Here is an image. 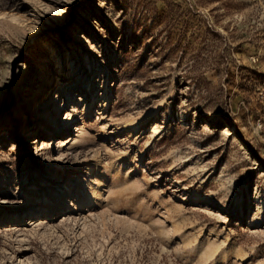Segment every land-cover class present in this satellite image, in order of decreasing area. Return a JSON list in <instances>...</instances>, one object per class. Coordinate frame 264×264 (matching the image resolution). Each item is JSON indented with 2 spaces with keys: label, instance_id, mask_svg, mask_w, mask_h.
<instances>
[{
  "label": "rangeland",
  "instance_id": "1",
  "mask_svg": "<svg viewBox=\"0 0 264 264\" xmlns=\"http://www.w3.org/2000/svg\"><path fill=\"white\" fill-rule=\"evenodd\" d=\"M0 264H264V0H0Z\"/></svg>",
  "mask_w": 264,
  "mask_h": 264
}]
</instances>
